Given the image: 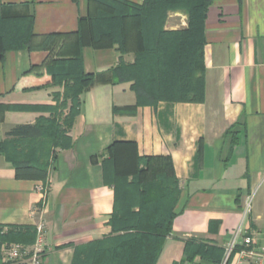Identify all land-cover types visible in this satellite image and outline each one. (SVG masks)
<instances>
[{
	"label": "crops",
	"instance_id": "0c3cea01",
	"mask_svg": "<svg viewBox=\"0 0 264 264\" xmlns=\"http://www.w3.org/2000/svg\"><path fill=\"white\" fill-rule=\"evenodd\" d=\"M87 7L88 0H0L5 15H31L37 36L76 31ZM186 25L185 12L169 13L167 28ZM205 38L203 102L159 101L138 106L134 114L115 113L114 106L136 104L132 81L95 83L81 94L69 131L72 146L56 148L46 181L16 178L1 143L11 139L6 132L15 125L35 123L51 112L7 110L0 120V233L45 221L43 264H72L75 245L112 232L114 186L105 181L103 161L112 142L133 141L138 155H170L182 190L173 234L157 264H211L200 256L185 260V240L191 238L226 246L238 227L263 238L264 0H213ZM82 54L87 72L110 69L121 59L116 46H85ZM48 58L45 49L0 56V104H55L63 85L49 84ZM122 58L132 63L134 54ZM4 245L0 240V263Z\"/></svg>",
	"mask_w": 264,
	"mask_h": 264
},
{
	"label": "trees",
	"instance_id": "16d2710c",
	"mask_svg": "<svg viewBox=\"0 0 264 264\" xmlns=\"http://www.w3.org/2000/svg\"><path fill=\"white\" fill-rule=\"evenodd\" d=\"M212 2L88 0L87 13L79 17L76 31L41 36L33 31L31 15H5L0 11V56L8 50H48L49 84L63 85V91L54 94L53 105L0 104V120L7 110L40 108L51 112L35 123L17 124L6 132L11 139L1 143V150L12 162L16 178L47 180L56 148L72 146L69 131L80 112V96L95 83L132 81L136 104L114 106L115 113L134 114L138 106L159 101L203 102L205 23ZM171 11L185 12L187 25L167 28ZM85 46H116L121 59L110 69L87 72L82 54ZM126 53L134 54L132 63L122 58ZM107 150L109 157L103 161L105 181L114 186L115 195L109 219L112 232L75 245L72 264H157L179 214L176 206L182 190L172 157L138 155L133 141H114ZM35 239L34 225L14 226L0 233L2 243L32 244ZM225 251V246L185 240L188 261L200 256L211 264H222ZM230 262L231 258L227 264Z\"/></svg>",
	"mask_w": 264,
	"mask_h": 264
},
{
	"label": "built area",
	"instance_id": "2783aa9c",
	"mask_svg": "<svg viewBox=\"0 0 264 264\" xmlns=\"http://www.w3.org/2000/svg\"><path fill=\"white\" fill-rule=\"evenodd\" d=\"M250 200L247 211H250ZM36 239L32 244L6 242L3 259L0 264H43L46 252V223L40 221L36 225ZM225 256L222 264H264V237L259 233L238 227L232 239L225 246Z\"/></svg>",
	"mask_w": 264,
	"mask_h": 264
},
{
	"label": "rangeland",
	"instance_id": "374dc122",
	"mask_svg": "<svg viewBox=\"0 0 264 264\" xmlns=\"http://www.w3.org/2000/svg\"><path fill=\"white\" fill-rule=\"evenodd\" d=\"M252 204H253V198L250 199V203H249L250 210H251V208H252Z\"/></svg>",
	"mask_w": 264,
	"mask_h": 264
}]
</instances>
